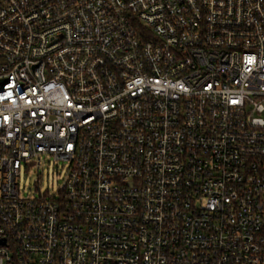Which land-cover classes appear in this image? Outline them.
I'll use <instances>...</instances> for the list:
<instances>
[{"label": "built area", "instance_id": "built-area-1", "mask_svg": "<svg viewBox=\"0 0 264 264\" xmlns=\"http://www.w3.org/2000/svg\"><path fill=\"white\" fill-rule=\"evenodd\" d=\"M0 264H264V0H0Z\"/></svg>", "mask_w": 264, "mask_h": 264}, {"label": "rangeland", "instance_id": "rangeland-1", "mask_svg": "<svg viewBox=\"0 0 264 264\" xmlns=\"http://www.w3.org/2000/svg\"><path fill=\"white\" fill-rule=\"evenodd\" d=\"M36 164V161L22 164L18 178L20 195L23 197L37 195V187L45 194L57 195L66 174L65 162L56 161L52 156H43L38 172Z\"/></svg>", "mask_w": 264, "mask_h": 264}]
</instances>
